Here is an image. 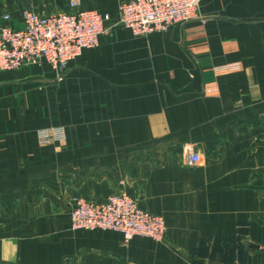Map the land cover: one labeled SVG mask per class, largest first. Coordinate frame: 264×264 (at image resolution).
Here are the masks:
<instances>
[{
  "label": "crops",
  "instance_id": "obj_1",
  "mask_svg": "<svg viewBox=\"0 0 264 264\" xmlns=\"http://www.w3.org/2000/svg\"><path fill=\"white\" fill-rule=\"evenodd\" d=\"M124 1H81L114 35L61 79L45 60L0 71V263L264 264V0H201L147 35L119 22ZM23 8L72 9L0 0V23ZM51 125L66 138L39 143ZM122 190L163 215L162 240L72 227L76 198Z\"/></svg>",
  "mask_w": 264,
  "mask_h": 264
},
{
  "label": "built area",
  "instance_id": "obj_2",
  "mask_svg": "<svg viewBox=\"0 0 264 264\" xmlns=\"http://www.w3.org/2000/svg\"><path fill=\"white\" fill-rule=\"evenodd\" d=\"M82 0H69L71 10L37 12L23 8L17 23L5 12L0 23V71L16 69L45 60L57 72L58 79L71 60L86 48L100 44L102 35H114L108 12L83 7ZM201 0H126L119 5V22L136 35L168 31L174 24L188 22L198 16ZM41 144L62 141L66 130L51 125L36 130ZM195 150L186 153V163L200 162ZM74 228L113 229L128 241L136 235L162 240L166 222L161 214L139 204L126 190L110 195L103 202L76 198L71 211ZM5 264V263H0Z\"/></svg>",
  "mask_w": 264,
  "mask_h": 264
},
{
  "label": "rangeland",
  "instance_id": "obj_3",
  "mask_svg": "<svg viewBox=\"0 0 264 264\" xmlns=\"http://www.w3.org/2000/svg\"><path fill=\"white\" fill-rule=\"evenodd\" d=\"M163 216V215H162Z\"/></svg>",
  "mask_w": 264,
  "mask_h": 264
}]
</instances>
